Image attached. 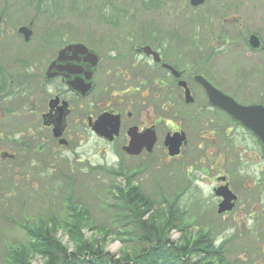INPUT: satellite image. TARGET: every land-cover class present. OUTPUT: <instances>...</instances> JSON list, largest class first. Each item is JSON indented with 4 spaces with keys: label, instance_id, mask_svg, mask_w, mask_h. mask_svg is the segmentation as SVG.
Instances as JSON below:
<instances>
[{
    "label": "rangeland",
    "instance_id": "374dc122",
    "mask_svg": "<svg viewBox=\"0 0 264 264\" xmlns=\"http://www.w3.org/2000/svg\"><path fill=\"white\" fill-rule=\"evenodd\" d=\"M152 2L0 0V51L4 48L10 56L24 57L22 52L34 51L49 36L90 37V41L106 46L118 36L151 31L153 36L166 37L169 49L187 64L197 68L206 64L207 74L236 100L264 104V54L246 44L252 33L264 40V0H205L199 6L192 5L191 0ZM32 20L34 34L30 42H25L18 29ZM173 37L179 42L172 41ZM196 56L202 59L198 61ZM190 84L194 85L192 80ZM16 124L9 122L7 130L13 132ZM71 126L67 130L72 136L69 150L43 151L37 169L26 162L16 170L0 164V264H5L9 247L28 241L25 226L39 220H55L58 237L73 248L64 227L71 204L89 211V223L83 228L88 239L100 240L116 257L134 253L143 245L139 219L135 217L138 214L127 211L119 196V189L129 185L155 202L150 212H154L153 221L150 214L143 217L147 222L160 224L173 210L172 204L179 210L175 213L183 211L177 217L183 231H173L169 237L172 241H178L183 232L205 231L222 245L232 264H264V204L263 212L256 211V202L252 213L244 208L251 205L250 200L246 203L244 187L255 179L251 172H243L242 180H237L234 169L227 170L236 187L243 188L244 197L235 212L222 216L214 208L212 180L200 179L198 187L186 191L188 172L181 170L176 160L166 165L157 156L147 167L126 159L123 170L112 174L108 167L114 166L115 160L111 153L104 152L108 146L97 138L80 136L79 122ZM46 137L47 131L41 129V139ZM203 149L196 153H203ZM253 194L256 196V192ZM124 213L130 217L122 218ZM33 264H43V260L36 257Z\"/></svg>",
    "mask_w": 264,
    "mask_h": 264
},
{
    "label": "flooded vegetation",
    "instance_id": "af4514ba",
    "mask_svg": "<svg viewBox=\"0 0 264 264\" xmlns=\"http://www.w3.org/2000/svg\"><path fill=\"white\" fill-rule=\"evenodd\" d=\"M256 35L262 41L258 49L249 45V38L246 44L264 54V40ZM89 39L49 36L34 51L22 52L24 57L10 56L1 48L0 164L16 170L26 162L37 169L43 151L69 150L72 136L67 130L79 122L80 136L97 138L108 146L104 152L114 157L116 170H123L126 159L135 160L139 167L151 165L155 156L166 165L176 160L188 172L186 191L198 187L200 179L212 180L217 213L224 199L219 192L228 187L236 195L235 205L222 216L235 212L244 197L243 188L236 187L227 170L234 169L237 180H242L243 172H251L255 179L244 183L246 203L250 200L251 205L244 208L252 213L256 202V211L263 212L264 145L255 133L212 104L197 76L224 90L207 74L206 64L201 68L187 64L169 49L166 37L153 36L151 31L118 36L106 46ZM74 43L84 47L67 49ZM193 45H197L194 40ZM146 46L152 50L145 51ZM105 115L103 129L109 135L95 129L96 121ZM12 121L17 124L9 132ZM41 129L47 131L44 140ZM176 133L184 139L180 153L171 155L166 140ZM202 148L203 153H196Z\"/></svg>",
    "mask_w": 264,
    "mask_h": 264
},
{
    "label": "trees",
    "instance_id": "16d2710c",
    "mask_svg": "<svg viewBox=\"0 0 264 264\" xmlns=\"http://www.w3.org/2000/svg\"><path fill=\"white\" fill-rule=\"evenodd\" d=\"M140 1L143 5L153 3V0ZM108 170L112 174H118L114 167H108ZM119 196L127 211L138 214L135 217L139 219L143 245L134 253L116 257L104 249L100 240L88 239L83 228L89 223V211L71 204L64 227L73 248L65 246L58 237L59 224L55 220H39L31 226H25L28 241L9 247L5 264H33L36 257L41 258L43 264H232L228 261L222 245H217L209 232H183L178 241L169 238L173 231H183L177 225V217L183 211L175 213L174 211H179L176 204L175 207L172 204L173 210L168 211L169 214L161 223L155 225L143 220L145 214H150V221H153L154 212L150 213L155 205L153 200H149L138 188L130 185L119 189ZM127 213L122 218H129Z\"/></svg>",
    "mask_w": 264,
    "mask_h": 264
},
{
    "label": "water",
    "instance_id": "95a60500",
    "mask_svg": "<svg viewBox=\"0 0 264 264\" xmlns=\"http://www.w3.org/2000/svg\"><path fill=\"white\" fill-rule=\"evenodd\" d=\"M205 0H191L192 5L199 6L204 3ZM32 25L31 22L29 25L23 26L20 28V32L24 35L25 40L29 41L32 36ZM250 45L258 49L261 46L260 38L253 34L249 38ZM84 47L82 44H72L67 47V49ZM145 51L152 50L149 46L143 47ZM197 79L204 86L210 101L215 106H218L228 112L236 121L242 123L246 128L253 131L262 141L264 145V105L262 104H249L244 105L236 101L232 96L225 94L221 90L214 87L210 82H208L204 77L197 76ZM181 84L186 87V94L190 95V90L187 87L186 81H181ZM192 98V97H191ZM188 98V99H191ZM106 116H102L99 120L96 121L95 129L98 133L102 135H109L108 131L103 129L104 120ZM117 126V124H116ZM61 132H58L57 136L60 135ZM111 135V134H110ZM184 139L183 134L176 133L173 136H169L166 140V144L169 146V153L171 155H177L180 153V147L182 145V141ZM65 142V141H62ZM154 142V138H153ZM227 189V190H226ZM219 195L224 196V201L220 204L219 212H224L227 210H231L234 206V203H231L232 199H235L236 196L228 189V187L224 188L219 192Z\"/></svg>",
    "mask_w": 264,
    "mask_h": 264
}]
</instances>
